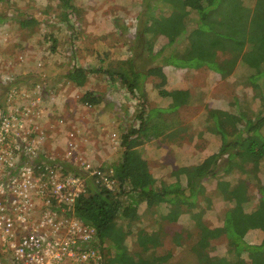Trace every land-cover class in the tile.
Listing matches in <instances>:
<instances>
[{"label": "rangeland", "instance_id": "374dc122", "mask_svg": "<svg viewBox=\"0 0 264 264\" xmlns=\"http://www.w3.org/2000/svg\"><path fill=\"white\" fill-rule=\"evenodd\" d=\"M144 1L76 0V10L65 13L60 0H9L8 4L0 6V51L10 57L24 55L29 67L28 72L21 73L20 80L30 87L40 85L36 94L42 99L44 114L38 128L45 137L43 146L47 157L62 161L61 157H65V152L69 151L74 141L77 149H71L73 146L70 151L77 161L67 157L72 161L66 160L65 168L69 165L87 176L85 167L89 164L94 169L102 166L106 173L111 174L113 164L120 161L123 152L120 146L122 135L139 124L137 117L142 112L144 98L147 111L161 108L171 112L178 110L179 121L172 138L146 142L141 155L149 163L159 186L181 182L186 187L187 171L219 153L218 114L231 117L234 128L241 129L246 120L243 117H250L251 112L260 110L261 97L252 86L247 85L246 77L252 76L250 69L240 64L231 70L229 54L221 52L217 54L216 61L230 70L227 75L211 71L207 66L190 69L167 65L164 66L167 81L163 89L172 92L171 95L159 94L156 85L160 80L154 77L147 78L143 84L145 96L130 93L122 85L119 75H125L130 80L133 65L129 62L136 53L132 48L141 27L140 19L152 28L147 36L150 40L157 36L153 30H159L157 24L161 22V17L173 13L172 6L154 3V8L145 16ZM242 1L245 6L253 7L256 0ZM191 13L187 12L185 24L194 27L195 13ZM24 19H34L35 23L24 29L20 25ZM94 35H103L105 43H91ZM59 39L64 41L62 48L67 51L65 55L59 51ZM169 40L165 36L155 38L152 52L157 54ZM194 47L193 34H190L179 44V51L186 53ZM81 51L82 54L85 52L87 59H94L93 62L81 61L79 56H84ZM147 55L145 53L136 61L137 66L153 64ZM72 67L90 71L102 67L112 76L96 71L91 73L84 87L78 88L62 77ZM92 91L103 96V102L97 106L84 105L82 96ZM219 161L221 171L215 177H206L204 190L198 198L199 206L182 212L178 219H159L145 204L140 205L138 214L141 223L137 226L147 232H158L160 238L152 239L150 244H158L147 250L138 242V229L131 232L127 245L132 253L140 252L142 257L156 258L161 264H194L190 247L198 240L202 241L200 226L203 224L208 229H215L223 225L224 214L232 206L226 197L241 184H245L253 196L257 195L260 184H264V164L258 176L239 171L226 175L223 172L226 157ZM258 199L255 197L245 204L247 212L256 210ZM172 209L165 204L158 209V214L164 216L172 213ZM179 237L184 239L182 247L176 244ZM263 239L262 228L251 229L246 236V241L253 245L261 244ZM228 249L229 242L222 237L211 241L209 252L212 256L229 257ZM243 258L249 263L248 253L243 254Z\"/></svg>", "mask_w": 264, "mask_h": 264}, {"label": "trees", "instance_id": "16d2710c", "mask_svg": "<svg viewBox=\"0 0 264 264\" xmlns=\"http://www.w3.org/2000/svg\"><path fill=\"white\" fill-rule=\"evenodd\" d=\"M70 2L71 0H60L67 10L74 8ZM8 3L9 0H0V6ZM154 3L172 6L173 13L168 17H161V22L157 24L159 30H153L157 36L150 40H147V36L152 28L140 19L141 27L132 48L136 53L129 62L133 65H130V80L125 75H119L122 85L130 93L137 92L145 96L143 84L147 78L154 77L160 80L156 85L159 94L171 95L172 92L163 89L167 81L164 66L167 65L190 69L207 66L211 71L227 75L230 70L216 61L217 54L221 52L229 54L231 70L240 64L250 69L252 76L246 77L247 85L252 86L260 95L262 104L258 112H251L253 114L250 117H243L246 120L241 129L237 126L234 128L231 117L218 114L217 130L221 138L218 155L189 169L186 174V187L181 182L162 183L159 186L149 163L141 155V149L146 142L172 138L179 121V112H171L165 108L147 111L143 98L142 112L137 117L139 124L130 127L122 135L121 159L112 166L110 176L118 182L116 188L110 190L101 187L97 183L96 175L88 176L86 193L79 198L73 213L80 222L96 230L98 243L105 246L103 251L107 259L103 264H161L156 258L142 257L140 252L132 253L127 245L128 236L137 229L138 242L145 246L144 249L154 248L158 243H150L154 238H160L158 232H147L137 226L141 223L138 214L140 205L145 204L159 219L176 220L182 212L199 206L198 198L204 190L206 177H215L221 171L220 158L226 157L227 162L223 164L226 175L239 171L258 176L260 167L264 164V0H256L253 7L245 6L242 0H145V16L154 8ZM187 12L191 15V12L195 13L194 27L185 24ZM31 20H21V27H30L35 23L34 19ZM150 20L153 22L152 17ZM190 34H193L194 49L186 53L179 51V44L187 40ZM159 36L170 40L155 54L152 52V42ZM145 53L153 64L145 62L146 67L137 66L136 61ZM96 71L112 76L110 71L102 67L91 71L83 67H72L62 77L82 88L91 73ZM82 97V103L88 106H97L103 102V96L93 91L84 93ZM66 167L67 172H77L69 165ZM98 169L106 173L102 166ZM255 197H259L258 205L253 213H249L245 204ZM226 200L232 206L224 214L223 225L215 229H208L203 224L200 226L202 241L198 240L190 247L193 263L264 264V239L259 245L246 241L251 229L264 230V184H260L256 196L250 194L245 184H241ZM165 204L173 209L172 213L162 216L158 214V209ZM222 237L229 242V257L212 256L209 252L211 241ZM182 241L184 239L179 237L176 244L182 247ZM245 253H248L249 263L243 258Z\"/></svg>", "mask_w": 264, "mask_h": 264}, {"label": "built area", "instance_id": "2783aa9c", "mask_svg": "<svg viewBox=\"0 0 264 264\" xmlns=\"http://www.w3.org/2000/svg\"><path fill=\"white\" fill-rule=\"evenodd\" d=\"M25 65L0 51V264H103L96 230L73 213L88 176L110 190L117 182L89 164L86 177L67 172L74 141L62 161L47 157L40 85L20 80Z\"/></svg>", "mask_w": 264, "mask_h": 264}, {"label": "crops", "instance_id": "0c3cea01", "mask_svg": "<svg viewBox=\"0 0 264 264\" xmlns=\"http://www.w3.org/2000/svg\"><path fill=\"white\" fill-rule=\"evenodd\" d=\"M76 0H71V2H70V4H71V6H75L76 5ZM77 6V5H76ZM73 10H76L75 9V7L72 9V10H67V9H65L64 10V12L65 13H69V11H73ZM5 24V23H4ZM56 36H57V33H56ZM103 35H101L100 37H98V36H96V35H94V36H92V38L90 39V42L91 43H105V38L104 37H102ZM101 40V41H100ZM82 41V40H81ZM63 40L62 39H59V45L61 46V49H59V51L61 52V53H63V55H65L66 53H67V51L65 52V49H63L62 48V45H63ZM36 45V44H35ZM34 46V45H33ZM33 46H31L32 47V49H33ZM97 47H99V46H96V48ZM35 48V47H34ZM75 48V47H74ZM35 50H40V48L39 49H37V48H35ZM69 50V49H68ZM73 50V49H72ZM87 50V49H86ZM88 50H90V47H88ZM68 52H70V51H68ZM77 54H78V52H77ZM81 54H82V51H81ZM82 55H84V56H82V58H80V56H79V59H81V61H85V62H88L89 61V64L91 63V61L93 62V60L94 59H92L91 60V57H90V59H87V57L85 56V52L83 51V54ZM76 56V55H75ZM27 66L29 67V64H27L26 65V69L24 70V72H28V69H27Z\"/></svg>", "mask_w": 264, "mask_h": 264}]
</instances>
